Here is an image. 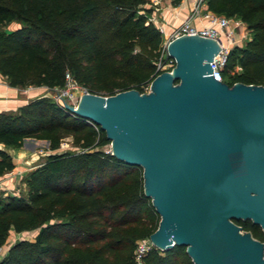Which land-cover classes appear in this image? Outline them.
I'll return each instance as SVG.
<instances>
[{"label": "trees", "instance_id": "trees-1", "mask_svg": "<svg viewBox=\"0 0 264 264\" xmlns=\"http://www.w3.org/2000/svg\"><path fill=\"white\" fill-rule=\"evenodd\" d=\"M145 1L0 0V26L19 23L0 29V74L13 87L51 89L64 86L67 71L88 92H144L161 72L162 42L146 21ZM203 3L239 18L250 32L229 49L222 80L264 85V0ZM65 136L73 149L56 151ZM26 137L48 141L50 153L22 178L23 191H0V264H137L136 241L148 238L159 220L143 193L141 167L103 149L109 139L99 125L45 94L0 111V143L17 147ZM12 168L10 154L0 148V175ZM234 222L262 240L249 219ZM141 264L193 262L185 246L174 244L150 247Z\"/></svg>", "mask_w": 264, "mask_h": 264}, {"label": "water", "instance_id": "water-1", "mask_svg": "<svg viewBox=\"0 0 264 264\" xmlns=\"http://www.w3.org/2000/svg\"><path fill=\"white\" fill-rule=\"evenodd\" d=\"M216 40H170L172 68L149 89L78 94L63 105L99 125L110 153L138 165L159 216L148 239L185 246L193 264H264V85L216 80ZM234 219L262 231L254 238Z\"/></svg>", "mask_w": 264, "mask_h": 264}, {"label": "crops", "instance_id": "crops-1", "mask_svg": "<svg viewBox=\"0 0 264 264\" xmlns=\"http://www.w3.org/2000/svg\"><path fill=\"white\" fill-rule=\"evenodd\" d=\"M196 3H198V0H146L142 7L150 9L149 13L154 14L164 31L168 32L188 16ZM199 6L200 8H205L203 0L199 2ZM236 30V39L239 38L240 33H248L244 23ZM247 39H242L239 44L242 45ZM40 87L29 86L27 87L28 90L21 87H13L0 74V111L16 110L27 100L37 96L35 90ZM0 148H4L10 154L13 162V168L0 175V191L3 194H14L19 190H23L22 178L28 171L39 165L46 154L50 153L48 141L32 137L24 138L21 145L17 147H4L0 143Z\"/></svg>", "mask_w": 264, "mask_h": 264}, {"label": "built area", "instance_id": "built-area-1", "mask_svg": "<svg viewBox=\"0 0 264 264\" xmlns=\"http://www.w3.org/2000/svg\"><path fill=\"white\" fill-rule=\"evenodd\" d=\"M200 1L202 0H198V3L193 6L191 12L179 23V25L173 27L168 32L164 31L162 25L158 23L154 14H147L146 21L152 22L162 37L160 56L156 62V69L169 71L174 65V58L166 51V46L170 40L183 35H197L217 41L219 49L210 62V75L214 79L221 81L222 68L226 62V56L229 49L234 44L239 45L240 38H246L244 33H240L238 39L235 38L236 29L243 25V22L237 17H226L222 14L214 13L206 8H200ZM138 12L142 13L143 11L139 10ZM239 69V66L235 67V70ZM64 79V89L61 90V94H68L69 88L76 89V98H78L79 93L88 92L84 87L77 85L72 79L70 73L67 71L64 73ZM148 89L149 84L145 87V91H148ZM57 95L60 96L59 93ZM69 95L72 97V94ZM152 246L155 247L148 238H140L136 241L133 254L134 260L137 264H141L142 256L145 255L148 249Z\"/></svg>", "mask_w": 264, "mask_h": 264}, {"label": "rangeland", "instance_id": "rangeland-1", "mask_svg": "<svg viewBox=\"0 0 264 264\" xmlns=\"http://www.w3.org/2000/svg\"><path fill=\"white\" fill-rule=\"evenodd\" d=\"M18 25H19L18 22H9L7 24L1 25L0 29L4 30V31H9V30L17 27ZM247 32L248 33H245V37L249 38L250 37V32L249 31H247ZM244 39L245 38H243V40ZM240 41H242V38H240L239 42ZM239 45H241V44H239ZM231 73L232 72L230 71L229 74H231ZM27 87H29V86H25V87H23V89H27L28 90ZM63 89H64L63 87H61V88L54 87V88H51V89H48L46 87H40L37 90H35L36 91L35 93H36V95L45 94V95L53 98V100L55 102H57L58 104H60L62 106L63 105L75 106L77 104V98H76V94H75L76 89L69 88L68 89V94H61L60 92ZM58 93H59L60 96L57 95ZM69 94H72V97H70ZM70 141H71V137L70 136H65L64 138H62V140H61V142L59 144V147L56 149V151L72 150L73 147H72ZM102 148L105 149L106 151H110V143L104 145ZM21 191H23V190H19L17 193H20ZM27 236L30 237L31 234L27 235ZM4 248L0 249V254L3 252Z\"/></svg>", "mask_w": 264, "mask_h": 264}, {"label": "flooded vegetation", "instance_id": "flooded-vegetation-1", "mask_svg": "<svg viewBox=\"0 0 264 264\" xmlns=\"http://www.w3.org/2000/svg\"><path fill=\"white\" fill-rule=\"evenodd\" d=\"M262 240H263V237H262Z\"/></svg>", "mask_w": 264, "mask_h": 264}]
</instances>
